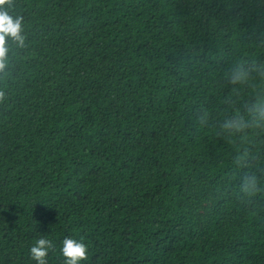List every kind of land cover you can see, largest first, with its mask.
Segmentation results:
<instances>
[{"label": "trees", "instance_id": "obj_1", "mask_svg": "<svg viewBox=\"0 0 264 264\" xmlns=\"http://www.w3.org/2000/svg\"><path fill=\"white\" fill-rule=\"evenodd\" d=\"M25 42L0 73V264H264V129L225 120L264 81L260 0H12ZM204 115L205 123L197 121ZM239 158V163L237 162Z\"/></svg>", "mask_w": 264, "mask_h": 264}, {"label": "clouds", "instance_id": "obj_2", "mask_svg": "<svg viewBox=\"0 0 264 264\" xmlns=\"http://www.w3.org/2000/svg\"><path fill=\"white\" fill-rule=\"evenodd\" d=\"M264 3V0H260ZM12 0H0V73H4L8 66L9 41L16 42L20 47L24 46L25 36L23 34V17L12 15L8 7ZM255 76L264 81V63H253L249 66L237 64L225 73V79L231 85L246 84ZM6 100L5 92L0 90V102ZM197 121L205 123L204 115L198 114ZM222 130L229 135L245 133L249 130L264 129V99L258 98L252 102L246 109L245 114L237 113L232 118L227 119L221 125ZM239 163V158L237 160ZM240 191L246 196H254L264 191L260 182L254 174H245L240 185ZM61 249L65 258V264H80V261L88 258V248L83 240L65 238ZM54 247L53 242L46 238H39L30 253L37 264H47L46 257L48 251Z\"/></svg>", "mask_w": 264, "mask_h": 264}]
</instances>
